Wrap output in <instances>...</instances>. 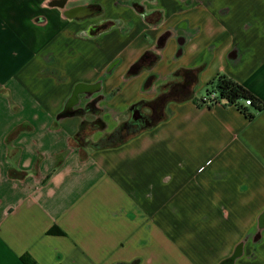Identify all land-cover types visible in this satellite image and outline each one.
I'll list each match as a JSON object with an SVG mask.
<instances>
[{"label": "crops", "instance_id": "obj_1", "mask_svg": "<svg viewBox=\"0 0 264 264\" xmlns=\"http://www.w3.org/2000/svg\"><path fill=\"white\" fill-rule=\"evenodd\" d=\"M134 1L0 0V264H264V0ZM195 69L152 127L76 145L92 87L102 136ZM217 76L252 106H197Z\"/></svg>", "mask_w": 264, "mask_h": 264}, {"label": "flooded vegetation", "instance_id": "obj_2", "mask_svg": "<svg viewBox=\"0 0 264 264\" xmlns=\"http://www.w3.org/2000/svg\"><path fill=\"white\" fill-rule=\"evenodd\" d=\"M154 0H135L132 4V6L137 10L142 16L145 21H150V18L154 17L156 21H159L160 19V12L159 11H152L149 12L147 10L148 4L152 3ZM107 26L105 24H97L91 26V30L99 31L101 29H105ZM165 34L164 36H166ZM162 36L158 43L155 45V48H160L162 46L163 38ZM158 59V56L154 52H146L138 61H136L128 70V75L131 74L133 70L135 71H142L143 69L149 67L152 63H154ZM195 75H191L189 82L186 84L184 83V86L177 85L172 87L169 91H166L160 95H157L153 100L151 101H139L131 106H129L127 112L129 114V119L126 121H123V129L122 132H120L118 135H116L115 138H125L127 136H130V134L137 132L138 129L143 128L151 124L155 118L158 116H161L164 112L165 107L171 103L169 101L170 98H178L182 96L186 89H188L190 86L193 85ZM99 88L98 86L92 87L91 90H89L88 94H90L91 100L88 102L86 108L87 113H89L91 120L87 121L84 126L87 129V132H94L97 128V125L100 123L104 126L105 129V123L100 119L104 109H95L94 106L102 101L103 97L98 95ZM85 108V109H86ZM143 109H147L149 113L145 114L143 113ZM83 110V109H82ZM81 108H77L76 111L80 112L82 111ZM101 126V125H100ZM103 129V130H104ZM102 130V131H103ZM99 132V131H95ZM103 136V135H102ZM101 136V137H102Z\"/></svg>", "mask_w": 264, "mask_h": 264}, {"label": "trees", "instance_id": "obj_3", "mask_svg": "<svg viewBox=\"0 0 264 264\" xmlns=\"http://www.w3.org/2000/svg\"><path fill=\"white\" fill-rule=\"evenodd\" d=\"M155 63V62H154ZM154 63H152L149 67H151ZM195 75L194 78V82L193 84L196 83L197 81V74L198 71L195 70H190L188 72H178L176 74H174L176 77L180 76L183 77L181 82H170L164 85H161L158 89H159V94H162L166 91H169L172 87L177 86V85H181L184 86V83L186 82V84L189 82L190 76L191 75ZM207 86L210 88H212L210 91L209 89L206 91L205 95L208 94L211 91H214L218 94V99L219 100H223L226 102L227 105H232L235 106L236 108H238L239 110L244 111L240 106H239V101L240 100H246V99H251L253 102V98L252 96H250L242 87H240L239 85L233 83L232 81H230L229 79L225 78L224 76H217L215 77L212 81H210ZM190 86L188 89H186V92L178 97V98H170L169 101L170 102H176V101H182L183 99H185L188 94L189 91L191 90ZM196 105L199 107H202V99H197L196 101ZM209 107V106H208ZM164 113V112H163ZM163 117V114L161 116H158L157 118H155V120L149 124L146 127L140 128L137 130V132H134L132 134H130V136L127 137H123V138H115L116 135H118L120 132H122L123 129V123H120L119 125H117V127L111 131L110 133L104 134L102 137H100L96 142H92L91 140H89L88 135L85 134V132L87 131V129L85 128V126H81V128L76 132V134L74 135V141L76 143L77 146L79 147H84L86 145L90 146L91 148H97V147H109V146H114V145H119L121 143H124L127 139H129L132 136L137 135L138 133H140L141 131H143L144 129H147L149 127H152L156 122L160 121ZM249 119H252V116H248ZM101 125V126H100ZM104 126L100 123L99 125H97V128L95 131H102L104 128ZM87 139V140H86ZM86 141V142H85ZM50 234L53 235H61V232L58 229H54L52 231L49 232ZM233 259V256L230 257L229 259H227L224 262H228L230 260ZM20 261L22 264H36V262L34 260H32L29 256L25 255L22 256L20 258Z\"/></svg>", "mask_w": 264, "mask_h": 264}, {"label": "built area", "instance_id": "obj_4", "mask_svg": "<svg viewBox=\"0 0 264 264\" xmlns=\"http://www.w3.org/2000/svg\"><path fill=\"white\" fill-rule=\"evenodd\" d=\"M202 107H210L217 104H226L225 101L218 99V94L214 91L209 92L208 94L204 95L202 98ZM244 107L252 106L253 102L251 99L243 100ZM227 105V104H226Z\"/></svg>", "mask_w": 264, "mask_h": 264}, {"label": "rangeland", "instance_id": "obj_5", "mask_svg": "<svg viewBox=\"0 0 264 264\" xmlns=\"http://www.w3.org/2000/svg\"><path fill=\"white\" fill-rule=\"evenodd\" d=\"M143 111V113H145V114H147V113H149V111L147 110V109H143L142 110ZM129 119V114H128V112L126 111V112H124L123 114H122V116H120L119 117V120H118V125L121 123V122H123V121H126V120H128ZM85 134H87L88 135V139H90V140H92V141H97L100 137L99 136H101V134H98V133H95V131L94 132H85ZM87 140V139H86ZM86 142V141H85Z\"/></svg>", "mask_w": 264, "mask_h": 264}, {"label": "water", "instance_id": "obj_6", "mask_svg": "<svg viewBox=\"0 0 264 264\" xmlns=\"http://www.w3.org/2000/svg\"><path fill=\"white\" fill-rule=\"evenodd\" d=\"M137 72H138V71L133 70V71L131 72V75H135V74H137ZM75 94H76V92H75Z\"/></svg>", "mask_w": 264, "mask_h": 264}]
</instances>
